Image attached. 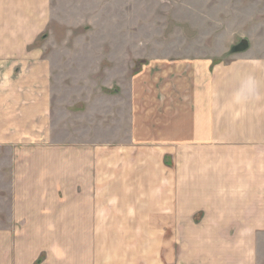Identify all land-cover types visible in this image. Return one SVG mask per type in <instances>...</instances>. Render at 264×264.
Masks as SVG:
<instances>
[{
    "label": "crops",
    "instance_id": "obj_1",
    "mask_svg": "<svg viewBox=\"0 0 264 264\" xmlns=\"http://www.w3.org/2000/svg\"><path fill=\"white\" fill-rule=\"evenodd\" d=\"M86 2L0 0V264H264V0L228 10L190 77H113L111 143H54L51 39L93 32ZM93 102L67 111L95 119Z\"/></svg>",
    "mask_w": 264,
    "mask_h": 264
},
{
    "label": "rangeland",
    "instance_id": "obj_2",
    "mask_svg": "<svg viewBox=\"0 0 264 264\" xmlns=\"http://www.w3.org/2000/svg\"><path fill=\"white\" fill-rule=\"evenodd\" d=\"M99 4L103 5L104 12L99 13V16L97 13V18L93 12ZM241 4V0H87L84 3L88 8L87 15L82 19L77 18V21L93 26H89L87 30L93 32L79 37L82 32H78L84 29L81 27L74 32V37L69 36L65 40L62 29L57 25L56 34L51 39L52 43H57L54 56V143L63 142L64 138L70 136L69 131L72 143L97 142L100 146L111 143L110 117L117 106L110 98L117 95L119 90L115 85L112 86V78L190 77L192 57H195L197 51L208 57V54L216 50L215 41L212 40L216 38L218 29L223 27L222 19L228 14V10L239 9ZM70 12L73 14V9L67 14ZM60 19H66L68 26L81 24H76L74 18L71 24L68 23L69 17ZM233 25L228 31L240 29L238 20ZM225 36L229 37L227 34ZM48 39L49 35H44L43 43L47 44ZM222 39H219V47L226 41ZM239 42L238 39L237 43ZM61 43H66V49L58 48L62 47ZM50 50L51 48V54ZM47 51L45 49L44 53ZM1 71H4L3 65H0ZM32 71L33 68L27 67L23 77H31ZM96 78L99 81L98 87L95 86ZM99 90L105 96L103 104L101 100L94 101L90 98L94 94L99 95ZM123 98L121 101H125L124 105H127V92ZM89 102H93L95 106L102 104L95 119L90 116L87 121H81L80 116L72 117L67 111L70 107L72 110L86 111L91 108L88 106ZM124 111L125 108L121 109V112ZM83 116L86 117L87 114ZM98 118H101L100 122L96 120ZM1 186L9 190L11 188L9 179L0 174ZM6 193L4 196L11 201L10 191ZM68 227L71 232L75 229ZM54 246L56 253H63L64 248L69 247L76 254L80 253L78 240L56 241ZM46 259L47 251H42L35 264H42Z\"/></svg>",
    "mask_w": 264,
    "mask_h": 264
},
{
    "label": "water",
    "instance_id": "obj_3",
    "mask_svg": "<svg viewBox=\"0 0 264 264\" xmlns=\"http://www.w3.org/2000/svg\"><path fill=\"white\" fill-rule=\"evenodd\" d=\"M247 45H248L247 41L243 40V41H241V43L237 47L234 48V51L235 52H242L247 48Z\"/></svg>",
    "mask_w": 264,
    "mask_h": 264
}]
</instances>
